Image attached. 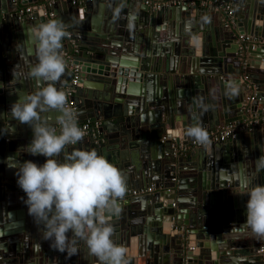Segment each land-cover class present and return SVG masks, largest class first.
<instances>
[{
  "label": "water",
  "instance_id": "obj_1",
  "mask_svg": "<svg viewBox=\"0 0 264 264\" xmlns=\"http://www.w3.org/2000/svg\"><path fill=\"white\" fill-rule=\"evenodd\" d=\"M220 1L232 3L236 24L231 30L222 18L219 28L203 26L198 7L189 4L151 10L139 0L113 14L114 0L80 6L70 0H0V264H99L83 241L70 257L50 247L51 241L41 237L43 226L28 215L26 195L17 184L18 164L42 165L46 159L27 151L32 129L12 119L10 110L19 95L46 86L30 76L38 62L31 36L50 13L70 28L76 45L64 38L60 55L71 56L79 68L72 96L77 120L99 124L95 136L69 146L65 155L95 149L121 170L126 194L119 216L109 223L112 239L127 249L128 264H262L256 247L261 237L251 231L242 235L246 208L238 209L235 201L246 204L249 180L264 185V170L256 172L257 159L264 158V126L244 129L234 145L228 139L205 147L193 174L182 169V155H173L172 146L192 139L184 133L193 124L209 131L242 123L245 105L251 113L264 110V46L240 47L238 41V35L264 39V0ZM22 5L33 7L19 17ZM134 5L144 25L128 16ZM162 21L171 26L163 28L168 33L163 38L158 28L153 30ZM71 78L65 68L57 89ZM233 82L239 92L229 96L227 86ZM42 116L57 129L54 111ZM151 186L153 194L132 195ZM230 193L234 205L218 202Z\"/></svg>",
  "mask_w": 264,
  "mask_h": 264
},
{
  "label": "clouds",
  "instance_id": "obj_2",
  "mask_svg": "<svg viewBox=\"0 0 264 264\" xmlns=\"http://www.w3.org/2000/svg\"><path fill=\"white\" fill-rule=\"evenodd\" d=\"M68 35L64 23L56 19L38 25L32 32L38 62L30 76L46 82V86L19 95L10 112L12 119L32 129L27 151L46 159L42 165L32 161L18 164L17 184L26 195L28 215L36 225L43 226L41 237L51 241L50 247L70 257L78 253L77 245L83 241L99 264H128L127 249L112 239L114 228L109 223L110 217L119 216L120 201L126 194L121 170L95 149H74L65 155L69 146L77 145L87 134L78 126L79 113L68 106L66 92L56 87L65 73L66 62L60 50ZM238 92L237 84L228 85L229 96ZM52 111L57 114L59 131L42 116ZM184 134L200 145L210 142L208 131L199 123L186 128ZM261 170L264 158L257 159V174ZM244 187L248 197L244 224L256 237H264V185L249 180Z\"/></svg>",
  "mask_w": 264,
  "mask_h": 264
},
{
  "label": "built area",
  "instance_id": "obj_3",
  "mask_svg": "<svg viewBox=\"0 0 264 264\" xmlns=\"http://www.w3.org/2000/svg\"><path fill=\"white\" fill-rule=\"evenodd\" d=\"M18 1H27V0H14V2ZM85 1H92V0H70V4L72 6H80ZM144 4L149 6L151 10H158L162 7H169V6H175V5H181V4H189V5H195L198 8H214L215 11L222 12V21L224 28H232L235 25V19L233 15L232 8L223 3L220 0H144ZM32 7L28 6L25 7L23 10L19 11L18 16L21 17L25 15L26 13L31 12ZM50 18H52V13L48 15ZM66 39L69 40L72 46H76L74 44V41L71 40V33L66 37ZM238 41L241 46H248L251 45L252 47H261L264 46V39L248 36V35H238ZM64 60L66 62V68L72 72V78L70 81L65 85L63 91L66 92L68 97V106L72 107L74 111H76V107L73 101V87L77 84L78 80V71L79 68L77 65L72 64L71 56L64 55ZM253 98L249 97L248 102H250ZM246 106V105H245ZM246 110H248L246 108ZM249 116L246 118V120L242 123H231L226 124L222 127L216 128L214 130H209V143L207 145H200L194 141V139L189 140L187 145H176L172 146L173 151L176 155H183L187 153L188 149H198L206 146H210L215 143H223L227 141L228 139L234 138L243 128H249V127H258L264 125V110H262L260 113L257 112H249L247 111ZM78 126L82 129H86V136L84 138H88L91 136H95L96 130L99 126V124L96 123H90L88 121L86 122H78ZM56 130H60V125H58ZM173 181H175V177L172 178ZM156 192V188L154 186L148 187L146 189H140L139 191H133L132 195H144V194H153ZM258 254L261 256L262 264H264V237H261L257 246Z\"/></svg>",
  "mask_w": 264,
  "mask_h": 264
},
{
  "label": "crops",
  "instance_id": "obj_4",
  "mask_svg": "<svg viewBox=\"0 0 264 264\" xmlns=\"http://www.w3.org/2000/svg\"><path fill=\"white\" fill-rule=\"evenodd\" d=\"M121 0H114V3H113V5L114 6H112V8H111V11H112V13L113 14H115V13H117V12H122L123 10H126V7H129V5H132L133 3H139V0H125V1H127L129 4H128V6L127 5H125V6H121V5H119L118 3L120 2ZM122 1H124V0H122ZM58 2H59V0H58ZM117 3V4H116ZM227 5H229L230 7H231V5H232V3L230 2V3H226ZM28 6H31V7H33V5H26V6H24V5H22L21 6V8L17 11V12H19V11H21V10H23L25 7H28ZM60 6V5H59ZM40 8V7H39ZM139 9L140 8H138V7H135V5L133 6V8H132V10H130L127 14H128V16H130V17H136V19H137V21H138V23L139 24H142V25H144V20L143 19H141V17H139L136 13L137 12H139ZM218 12H220V11H215L214 9L212 10V9H210V8H201V7H199L198 8V10H197V12H196V15H197V17H198V19H200V21L202 22V24H203V26L205 25V26H207L210 30H214L215 28H219L220 27V19L222 18V17H220L219 15H217V13ZM17 14V13H16ZM91 14L93 15V13L91 12ZM136 14V15H135ZM60 16H63L64 17V15L63 14H60ZM220 17V18H219ZM181 18H184V16H183V14L181 15ZM51 19H56V20H58L59 21V18L58 17H53V18H50V20ZM166 22L164 21H162V25L163 24H165ZM161 24H157L156 23V25L157 26H159V25H161ZM235 24H236V21H235ZM156 27V26H155ZM235 27V25L232 27V28H229V29H227V30H231V29H233ZM65 31H67L68 33H70L71 31H70V28L69 27H67L66 29H65ZM231 45L232 44H234V42H231L230 43ZM233 69H234V72H236V67H235V65H233ZM226 77L228 76H230V74H226L225 75ZM243 80V82H244V79H242ZM90 84H97V83H95V82H89ZM160 83L158 84V88H156L159 92H160V90H161V88H160ZM227 91H228V86H227ZM226 91V93H228ZM253 96V95H252ZM250 97H251V95H250ZM246 108L249 110V112H250V109H249V105H246V106H243V108H242V111L244 112V114H246V116L248 117L249 116V114H248V110H246ZM220 111V110H219ZM246 120V119H245ZM245 120H243V122L245 121ZM79 122V121H78ZM231 123H240L238 120H235V121H232V122H230V123H227V124H231ZM224 125H226V124H224ZM224 125H221L220 127H222V126H224ZM264 125H262V126H258V128H262ZM217 128H219V127H217ZM244 129L245 128H243V129H241V131L239 132V133H241V132H243L244 131ZM238 135V134H237ZM235 137L234 138H232L231 140V142L233 143L232 145H234L235 144ZM207 147V146H206ZM204 148L205 147H202V148H198V149H188V151H187V153H185V154H183L182 156L184 157V162H186L185 164H184V166H183V168L182 169H184L185 170V173H190V174H193V168L195 169V168H197L198 166H199V162H201L200 161V159H202V152L201 151H203L204 150ZM206 149H208V148H206ZM199 153H201L202 155L199 157L198 156V154ZM193 155H195L194 156V158L192 159V161H191V163L190 162H188V159H190V157H193ZM200 158V159H199ZM189 164H196V166L195 167H192V166H190ZM208 175H209V171H208ZM234 174H232L231 175V179H233V176ZM218 202L219 203H222L223 202V205H227V204H231V206L232 205H234V199H233V194H227L226 195V197L224 198V199H218ZM236 202V207H238V209H240V208H246V204H244L243 205V202L241 201V200H239V199H237V201H235ZM202 211V210H201ZM3 214V211L2 210H0V215H2ZM208 215V214H207ZM189 217H191V214H189ZM19 222V219L17 220H15V221H12L11 223L12 224H15L16 222ZM19 228H21V226L20 227H18V229ZM13 229H16V227H14ZM251 230L250 229H248L247 230V228L244 230V229H242V231H241V233H242V235H245L247 232H250ZM20 238H22L21 236L22 235H18ZM211 236H213V235H211ZM24 237V236H23ZM260 240V239H259ZM259 240L257 241L258 243H259ZM245 242V240H240V243H244ZM258 246V244L256 245V247ZM141 262V264H143V261L142 260H140Z\"/></svg>",
  "mask_w": 264,
  "mask_h": 264
},
{
  "label": "flooded vegetation",
  "instance_id": "obj_5",
  "mask_svg": "<svg viewBox=\"0 0 264 264\" xmlns=\"http://www.w3.org/2000/svg\"><path fill=\"white\" fill-rule=\"evenodd\" d=\"M146 28V27H145ZM157 28H158V33H160V35L162 36V38L164 37V36H166V35H168V33H167V29H170L171 28V26H168V24L167 23H165V24H161V25H159V26H157L156 25V27L153 29L154 31L155 30H157ZM163 28H166V30H163ZM156 32V31H155ZM174 152V151H173ZM173 155L174 156H180V155H176L175 153H173ZM171 181L172 182H174L172 179H171ZM3 186H6V185H3Z\"/></svg>",
  "mask_w": 264,
  "mask_h": 264
}]
</instances>
